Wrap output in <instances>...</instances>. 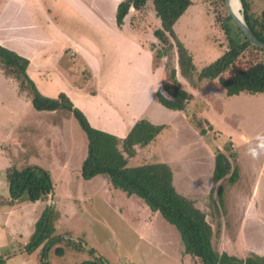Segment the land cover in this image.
<instances>
[{
  "label": "rangeland",
  "instance_id": "374dc122",
  "mask_svg": "<svg viewBox=\"0 0 264 264\" xmlns=\"http://www.w3.org/2000/svg\"><path fill=\"white\" fill-rule=\"evenodd\" d=\"M190 1L174 30L191 55L196 77L226 51L228 40L221 25L228 13L224 0ZM247 3L249 13L262 18L264 0ZM131 13L125 28L118 32L115 25H110L109 10L101 25L80 11L76 0H0L4 27H0V45L15 49L21 45L22 34L32 40L25 46L30 50L27 75L38 92L52 99L63 94L99 131L117 130L122 134L124 128L143 120L135 118L147 119L146 114H154L151 123L166 128L146 147H135L136 154L128 166L165 163L172 171L176 191L192 200L217 232L214 242L219 250L239 259L248 252L264 256V94L240 93L227 100L217 97L214 89L220 87L226 97L220 80L264 63V52L244 50L211 84L216 92L209 101L190 92L195 90L178 72L174 48L154 37L159 20L151 2L142 11L141 20L132 25L135 29L130 26ZM34 37L44 43L38 46L40 41L34 42ZM150 42L154 47L147 59L139 49L148 51ZM173 70L182 89L193 97L184 112L167 109L160 114L154 106L156 93L166 95L163 83L171 81ZM117 88H122L120 93ZM99 89L107 91L109 100L104 94L91 100L89 95L101 94ZM127 99L132 101L127 113L131 115L118 129L112 122L113 112L127 110ZM99 105L115 110L97 117ZM155 115L161 120H155L159 117ZM193 118L203 123L204 134L199 135L191 124ZM241 134L250 140H242ZM160 137L166 143L157 140ZM87 143L72 113L34 112L27 97L18 94L15 85L0 74V208L13 211L7 228L0 222V241L5 245L0 247V264H40V260L48 264H197L183 254L177 229L142 199L115 189L104 177L81 179ZM217 153H235V182L229 183L228 175L213 183ZM29 165L49 172L52 193L45 201L32 203L22 198L10 205L6 171ZM47 208L54 213L53 235L64 239L61 237L43 259L42 246L27 254L25 245ZM58 247H62V255H55ZM8 250L13 253L8 254Z\"/></svg>",
  "mask_w": 264,
  "mask_h": 264
},
{
  "label": "trees",
  "instance_id": "16d2710c",
  "mask_svg": "<svg viewBox=\"0 0 264 264\" xmlns=\"http://www.w3.org/2000/svg\"><path fill=\"white\" fill-rule=\"evenodd\" d=\"M240 1L246 25L254 36L264 43V13L261 15L262 18H255L249 13L247 0ZM149 2H151L155 16L159 20V28L153 32L154 37L159 40L158 42L169 43V47L174 48L179 73L194 90L202 89V81L212 82L217 79L247 48L264 52V50L252 46L227 15L221 25L228 40L226 51L203 68L195 77L192 74L191 55L178 39L174 30L179 18L191 5L190 0H122L117 5L115 12L116 26L121 28L130 10H133L130 23L133 28L132 25L141 20L142 11ZM231 27L234 30L233 36L230 35ZM28 67L29 61L26 58L0 45V74L14 83L18 94L26 96L32 108L37 112L66 110L72 113L79 127L85 133L88 143L86 156L81 164L82 180L104 177L115 189L142 199L150 210L158 212L167 223L177 229L183 254L197 260V264H264V256L253 252H248L243 259H239L218 249L214 242L217 232L213 231L206 215L195 206V203L176 191L172 182V171L168 165L165 163H142L137 166H128L129 159L136 154L135 147L143 148L152 143L166 126L138 120L128 129L124 138L119 140L93 128L85 115L73 108L71 102L63 94H60L56 99L41 95L27 75ZM170 79L171 81L163 83L166 95L160 92L156 93L157 102L170 111L184 112L186 103L192 99L193 95L182 89L176 80V71H171ZM220 85L228 97L240 93L264 94V63H257L248 70L238 72L226 80H220ZM191 124L199 135L204 134L201 121L193 118ZM119 145L120 150L118 149ZM235 158V153H230L228 156L222 153L215 155L214 184L219 183L228 175L229 183L237 180L238 167L232 163ZM6 179L10 205L22 198L32 203L45 201L47 196L52 193L49 172L38 166L29 165L21 170L9 168L6 171ZM53 220V211L50 208L44 210L35 224L28 244L25 245L27 254L33 253L42 246L44 252H42V256L45 259L51 247L58 244L62 238L64 239L62 236L61 238L53 235ZM77 246L75 244L74 247ZM55 252V255H62V247L56 248ZM90 252L93 251L90 250ZM40 261V264H48Z\"/></svg>",
  "mask_w": 264,
  "mask_h": 264
},
{
  "label": "crops",
  "instance_id": "0c3cea01",
  "mask_svg": "<svg viewBox=\"0 0 264 264\" xmlns=\"http://www.w3.org/2000/svg\"><path fill=\"white\" fill-rule=\"evenodd\" d=\"M122 0H98V2L96 1V0H76V4H77V6H78V9H80V11H82L85 15H87L88 17H90L91 18V20H93L94 22H96V23H98V24H101V25H103L104 23H105V18H104V14L105 13H107L108 12V10H109V12L111 13V16H112V20H111V23H110V25H115V30L116 31H118V32H120V30L122 31V29H124L125 28V26H126V20L124 21V23H123V25H122V27L121 28H118L117 26H116V22H115V12H116V8H117V5L121 2ZM132 12H133V10H132ZM113 14H114V18H113ZM29 22H30V20H29ZM114 22V23H113ZM0 27H3V23H1L0 22ZM11 27V26H10ZM10 27H6V28H10ZM29 27H31V26H29ZM4 28V27H3ZM27 30V29H26ZM115 31V32H116ZM19 36L20 35H18V39H20L19 38ZM28 36L30 37V38H33L31 35H29L28 34ZM34 39H35V37H34ZM36 41H34V42H39L40 40H37V39H35ZM19 41H21V45L20 46H16V48L15 49H11V48H9L10 50H12V51H14V52H16L17 54H19L20 56H22V57H24V58H26L27 60L29 59V57H30V50H28L25 46H26V43H28L29 41H32V40H30V39H27L26 40V36H25V34H22V36H21V39L19 40ZM154 42V41H153ZM1 43V42H0ZM44 43V41H40L39 42V44H38V46H40V45H42ZM2 44V43H1ZM149 45H150V48L148 47L147 49H148V51H145V52H142V49L140 48L139 49V54L140 53H142L143 54V56H145V54L148 56V58L147 59H149L150 58V52H151V47H154V44H151V42L149 43ZM78 51H79V48H78ZM29 61V60H28ZM30 62V61H29ZM179 72V71H178ZM176 73H177V71H176ZM94 74V73H93ZM2 76V75H1ZM97 76V75H96ZM5 78V77H4ZM176 78H177V75H176ZM6 79V78H5ZM97 79V78H96ZM8 80V79H7ZM216 80V79H215ZM9 82H11L10 80H8ZM214 81H212V82H207V81H203V82H201V88L203 89H201L202 90V92H200L201 90H199V89H196L195 91H192L191 89H190V92L191 93H194V95L196 94L197 96H200V97H207L208 99H209V101H211V97H212V94H213V92H216L217 91V97H221L222 99L223 98H226L227 100H230L231 98H233V97H235V96H237V95H235V96H230V97H228L227 95H226V92H225V95H226V97L223 95V92L221 91V89H220V87L218 88V87H215L214 89L216 90V91H213V88L211 87V84L213 83ZM12 83V82H11ZM179 83V82H178ZM13 85H14V83H12ZM122 83H121V81L119 82V85H121ZM180 84V83H179ZM220 86V85H219ZM16 87V86H15ZM117 89H120V91H118V93H120L121 92V90H122V88H117ZM124 90V89H123ZM83 91V90H82ZM84 92V91H83ZM98 92H101V94H95V95H89V97L91 98V100H96V98L98 97V95L99 96H101L102 94H104V97H107L108 98V94H107V91H102V89H99L98 90ZM85 93V92H84ZM88 94V93H87ZM195 95V96H196ZM250 95H252V94H250ZM254 95H259V94H254ZM112 97V96H111ZM135 98H133V100H134ZM108 100H109V98H108ZM128 100V103H126L127 104V106H128V109L127 110H119V114H116V113H114L113 111L115 110V108H113V107H110L109 105L108 106H106L105 105V107H103V108H100V106L101 105H99V111L97 110V114L95 115V116H102V115H104L105 113H109V112H113V114L115 115L114 116V118L112 119V122H114V123H116L115 125L116 126H118V129L120 128V126H122V124L124 125L125 124V121H126V117H129L131 114H127L128 112H129V110H130V108H132V101H131V99H127ZM122 103H123V101H121ZM136 102L138 103V100L136 99ZM30 103V102H29ZM158 102H156L155 103V109L157 108L159 111H160V114L161 113H164V110H167V109H165L164 107H160V105H158L157 104ZM135 107H137V104H135L134 105ZM31 108H32V106H31ZM138 108H139V104H138ZM163 108V109H162ZM33 109V108H32ZM33 111L34 112H36V113H44V112H37V111H35L34 109H33ZM169 111V110H168ZM55 112H57V111H55ZM55 112H47V113H51V114H54ZM172 112H174V111H172ZM176 114H179L180 115V113H177V112H175ZM152 115H154V114H150V112H149V115L148 114H146V116H147V119H144V118H135V120H138V119H143V120H146V121H148V122H150L151 123V121H150V119H151V117H152ZM156 116V115H155ZM159 116V117H158ZM158 116H156V117H158V118H156L155 120H158V119H160L161 120V117H160V115H158ZM143 117H145V115L143 116ZM149 117V118H148ZM40 118H38L37 119V121L39 120ZM184 122H186V120H184ZM151 124H153V123H151ZM154 125H163V124H154ZM52 127H54V125H51ZM97 126H98V124H97ZM165 126V125H164ZM110 127H112V126H110ZM109 127V128H110ZM126 127V126H125ZM111 129H114V128H111ZM53 130V132L55 131V129H52ZM165 130V129H164ZM164 130L161 132V133H163L164 132ZM8 131H10V130H8ZM126 131H128V128H127V130H126V128H124V132L122 133V134H119L118 132H117V130H116V133H115V131H109V130H106L105 132H107V133H111V134H114L115 136H120V138L122 137H124L125 136V134H126ZM160 133V134H161ZM159 134V135H160ZM29 135H31V133H29L28 134V136ZM158 135V136H159ZM11 137H13V136H11ZM241 138H242V140H245V141H248V140H250V138L251 137H248V135H244V134H241ZM157 140H159V141H162V142H165L166 140H162V138L160 137L159 139H157ZM166 143V142H165ZM136 151H137V149H136ZM159 156H161V157H163L162 155H161V152H159ZM7 202V201H6ZM37 202H39V201H37ZM34 203H36V202H34ZM6 205V204H5ZM4 205V206H5ZM13 207V206H12ZM2 208V207H1ZM0 208V222H2L1 224L2 225H4V227H6L7 228V225L10 223V215L12 214V210H8V209H6V210H4L3 208L1 209ZM1 234V233H0ZM12 234V233H11ZM2 236V235H1ZM29 237V236H28ZM3 244V242H1L0 241V247L1 246H5V245H2ZM9 253H13V251L12 250H8V254ZM26 264H35V261H32V262H26ZM37 264H39V263H37Z\"/></svg>",
  "mask_w": 264,
  "mask_h": 264
},
{
  "label": "water",
  "instance_id": "95a60500",
  "mask_svg": "<svg viewBox=\"0 0 264 264\" xmlns=\"http://www.w3.org/2000/svg\"><path fill=\"white\" fill-rule=\"evenodd\" d=\"M240 6V12L243 11L242 9V5H241V1L237 0ZM226 9H227V13L228 16L231 18V20L233 21V23L236 25V27L243 33V35L247 38V40L250 42V44L260 50H264V43H262L261 41H259L254 34L252 33V31L248 28V26L245 23L243 14L240 13V17L238 18L235 15V12L232 10V6H231V0H224Z\"/></svg>",
  "mask_w": 264,
  "mask_h": 264
},
{
  "label": "bare ground",
  "instance_id": "6f19581e",
  "mask_svg": "<svg viewBox=\"0 0 264 264\" xmlns=\"http://www.w3.org/2000/svg\"><path fill=\"white\" fill-rule=\"evenodd\" d=\"M232 10L235 12V15L240 17V6L237 0H231Z\"/></svg>",
  "mask_w": 264,
  "mask_h": 264
}]
</instances>
